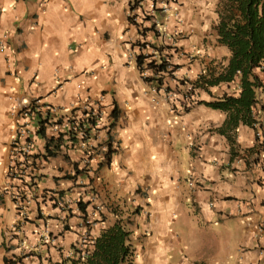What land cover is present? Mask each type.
<instances>
[{"label": "crops", "instance_id": "obj_1", "mask_svg": "<svg viewBox=\"0 0 264 264\" xmlns=\"http://www.w3.org/2000/svg\"><path fill=\"white\" fill-rule=\"evenodd\" d=\"M132 1L0 0V192L8 186L34 190L24 219L9 195L13 190L0 196V264H56L73 256L84 231L77 200L90 202L94 195L89 187H72L88 177H71L86 165L91 177L100 168L92 188L105 185L110 198L105 218L89 213L90 234L98 238L122 221L132 233L133 264L261 262L264 183L252 160L259 155L256 134H264V127L240 123L230 131L227 114L207 105L224 94L238 96V81L200 90L197 102L185 99L177 82H194L212 63H229L232 52L218 31L226 0H178L179 20L153 14L163 33L175 36L173 43L146 36L168 47L177 67L176 79L164 81L170 94L165 87L153 90L138 69L134 43L144 39L129 20ZM151 4L146 0L136 14ZM38 99L42 109L32 116L35 165L26 179L15 181L7 173L15 166L11 144L22 122L16 113ZM171 99H178V108ZM185 104L193 107L186 112ZM48 106L58 108L63 120L101 109V128L88 147L103 152L117 106L111 161L101 154L86 163V149L67 143L60 155L45 160V140L37 131ZM59 192L70 202L57 203ZM124 212L130 213L127 221ZM46 231L51 244L40 240Z\"/></svg>", "mask_w": 264, "mask_h": 264}, {"label": "trees", "instance_id": "obj_2", "mask_svg": "<svg viewBox=\"0 0 264 264\" xmlns=\"http://www.w3.org/2000/svg\"><path fill=\"white\" fill-rule=\"evenodd\" d=\"M137 0H133L130 5L131 12L139 8ZM138 16V21L134 22L129 17L131 23L138 27L139 34L144 40H138L134 46L139 48L137 56V65L141 74L147 72L149 76L146 82L157 86L158 90L165 87V79L167 77L175 78L177 67L171 62V54L168 47L164 45H153L146 39L148 34L159 38V31L156 29V23L153 21L154 16L143 10ZM220 43L227 46L232 57L229 63L220 67H207L204 72L198 76L193 82L188 79L177 80L180 87L191 86L189 94L184 93L186 99L192 102L200 90H209L211 87H219L222 84H232L239 82L241 93L238 96L224 94L216 101L207 103L213 109H218L227 114L225 127L228 130H235L240 123L257 130V125L263 128L264 123V103L261 96L264 97V0H226L220 15V23L218 26ZM154 52V53H152ZM220 70V71H219ZM259 71V72H257ZM167 93H171L170 87H165ZM178 99H171L172 105L178 108ZM185 105V111H189L193 105ZM95 109L80 114H75L71 119V125L74 129L64 131L69 134V139H65V135L60 133L57 136H49V126L53 122L49 117L44 118L42 114L38 117V135L45 140L44 159L60 155L65 144H73V147L79 146L81 142L89 143L96 139L99 120L95 117ZM120 112L117 108L111 113V123L109 125L108 140L103 144L106 150L104 154L107 162L111 161L113 154L116 152L113 148L112 130L115 128L119 119ZM261 119V120H260ZM261 122V124L259 123ZM260 124V125H259ZM256 125V126H255ZM255 126V127H254ZM85 130L83 138H80V132ZM86 155H90V150H85ZM93 158V155H91ZM88 166V165H86ZM76 168V173L72 178L77 176H86L89 179L85 181L84 188H91V195L97 197V193L92 188V183L97 177L99 169L94 173L95 177L88 175V169ZM85 180V179H84ZM87 180V179H86ZM65 192H59L57 203L64 201L67 196ZM93 201H79L77 204L78 212L89 215L94 212ZM88 208H90L88 210ZM90 213V214H89ZM91 229H89V233ZM91 236V234H90ZM132 233L128 230L126 224L122 221L117 222L114 226L104 229L98 238H92L91 243L86 248L75 245L73 256L64 258L60 263L56 264H133L135 251L131 239Z\"/></svg>", "mask_w": 264, "mask_h": 264}, {"label": "built area", "instance_id": "obj_3", "mask_svg": "<svg viewBox=\"0 0 264 264\" xmlns=\"http://www.w3.org/2000/svg\"><path fill=\"white\" fill-rule=\"evenodd\" d=\"M146 0H137V2L139 3V8L141 9L144 7V3ZM151 1V7L147 8V13H149L150 15L153 14H162V15H170L172 14L173 16L176 17V19H180V9H179V3L178 0H150ZM136 9L135 11L131 12L130 10V17H132L134 22L138 21V16H136V11L138 10ZM143 12V11H142ZM155 22V21H154ZM156 26H157V30L159 31L160 37H162L163 39L166 40H170L173 43V39H175V36H172L170 34H166V32L163 33V31L160 29L161 27H159V22L158 20H156ZM154 53V52H152ZM143 79L145 80L149 74L147 72H144L143 74H141ZM153 85V84H152ZM155 89V86L153 87V90ZM191 86H189L188 88L185 87V91L186 93H190L191 92ZM183 96V95H182ZM183 98V97H182ZM185 98V97H184ZM186 99V98H185ZM185 102V101H184ZM186 105V104H185ZM40 109H42V103L41 101L38 99L36 101H34L31 105L29 106H25V107H21L20 110L17 111V117H21L22 118V122H20L17 125V130H16V137L13 140L11 146H12V150H13V161L15 162V166L10 167L8 170V178L12 179V180H19L22 181V179H26L28 176V172L27 169H32L35 165L34 162V154H33V148H34V141H33V136L36 133V129L34 127L33 124V118L32 116L35 114L34 112L40 111ZM47 110V114L49 119L53 122V125L49 126V136H59L60 133H63L65 135V139H69V134L64 132V131H68L70 129H74L73 126L71 125V119L74 118V114L71 115L68 118H65L64 120L62 118H60L58 115L59 109L53 106H48L46 107ZM92 109H85L83 112L86 111H91ZM95 111V117L99 120V124L98 127L100 126V120L102 118V110L98 109V110H94ZM256 126V125H255ZM85 134V130H82L80 132V138H83ZM256 140L258 142V149H259V155H257V160H252V164L254 162H258L259 168L261 169L262 175L260 180L264 183V134L263 131H259L256 134ZM73 145V144H70ZM81 147L86 149V150H90V148L88 147V143L87 142H81ZM90 155L86 156V163L88 161L91 160V155H95L98 156V151L93 150L92 152L90 151L89 153ZM260 155L262 157V160L260 159ZM22 184V182H21ZM80 185L83 186V182H80ZM193 185V183L191 184ZM16 187V186H15ZM13 190V192L9 193ZM8 191L9 195L11 194V198L13 199L16 209L18 211V214L20 215L21 219H24L27 217V208L31 205L32 201L34 200V190L32 193V189L31 192H24V191H20L19 187L13 189V186L10 187L8 186V188L4 189V191L2 190L0 192V196H3L4 193H6ZM89 193L91 192V190H88ZM87 192V191H86ZM92 194V193H91ZM66 201L64 199V203H68L70 202V199L68 197H66ZM94 198H92L93 201ZM79 199L77 200V204L79 203ZM93 225V221L91 219V216L89 215H85L83 217V227H84V231L82 233V235L80 236V241L78 243L79 247L81 248H86L92 241V238L90 236L89 233V229L90 227ZM260 231L262 233H264V222L261 225ZM40 240L42 241V243L45 244H51L53 243V238L51 237V233L49 231H46L40 238ZM259 264H264V249L262 250V259L261 262Z\"/></svg>", "mask_w": 264, "mask_h": 264}, {"label": "rangeland", "instance_id": "obj_4", "mask_svg": "<svg viewBox=\"0 0 264 264\" xmlns=\"http://www.w3.org/2000/svg\"><path fill=\"white\" fill-rule=\"evenodd\" d=\"M180 5V4H179ZM65 179V178H64ZM72 187H77V188H81V187H83V186H81V185H75V184H73V186ZM95 187V186H94ZM97 187V186H96ZM99 187V186H98ZM97 187V188H98ZM96 193H97V197H96V201H97V203H98V206L99 207H102V210H99L97 207H94L93 209L95 210V211H98L99 213H101L100 214V216L99 217H104L105 218V216H106V201H107V203H108V199H106V193H108L107 191H106V186L104 185V186H100L99 188H98V190L97 191H95ZM108 198H109V196H107ZM110 199V198H109ZM95 201V202H96ZM94 202V201H93ZM94 202V203H95ZM111 205H112V203H111ZM113 206V205H112ZM109 209V208H108ZM105 210V211H104ZM109 210H111V209H109ZM103 212L105 213V215L103 216ZM127 214L129 215L130 213L128 212V213H123V218H121V219H123L124 221H127L128 220V216H127Z\"/></svg>", "mask_w": 264, "mask_h": 264}, {"label": "clouds", "instance_id": "obj_5", "mask_svg": "<svg viewBox=\"0 0 264 264\" xmlns=\"http://www.w3.org/2000/svg\"><path fill=\"white\" fill-rule=\"evenodd\" d=\"M81 113H83V112H81ZM76 114H78V113H76ZM75 115V114H74ZM104 146V149L106 150V147H105V145H103ZM90 151L92 152L93 150L92 149H90ZM97 151H98V156H102L101 155V153H103V151H102V147H101V150L99 151V148H97ZM87 156V155H86ZM98 156H95V155H93V158L94 157H98ZM93 158H91V159H93Z\"/></svg>", "mask_w": 264, "mask_h": 264}]
</instances>
